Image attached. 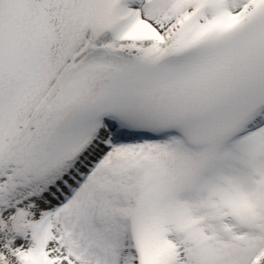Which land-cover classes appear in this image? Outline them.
<instances>
[{"label": "snow or ice", "instance_id": "6c2138e0", "mask_svg": "<svg viewBox=\"0 0 264 264\" xmlns=\"http://www.w3.org/2000/svg\"><path fill=\"white\" fill-rule=\"evenodd\" d=\"M0 264H264V0H0Z\"/></svg>", "mask_w": 264, "mask_h": 264}]
</instances>
